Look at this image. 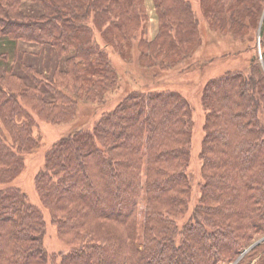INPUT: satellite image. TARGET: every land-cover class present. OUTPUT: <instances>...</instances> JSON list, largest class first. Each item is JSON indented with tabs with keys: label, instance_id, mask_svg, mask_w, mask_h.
<instances>
[{
	"label": "trees",
	"instance_id": "trees-1",
	"mask_svg": "<svg viewBox=\"0 0 264 264\" xmlns=\"http://www.w3.org/2000/svg\"><path fill=\"white\" fill-rule=\"evenodd\" d=\"M24 1L43 9L25 12ZM154 3L159 34L152 41L141 39L142 59L157 57V49L179 57L196 51L198 18L191 2ZM204 3L212 9L204 7L213 26L249 41L263 14V38L264 0ZM92 13L99 26L110 21L103 36L115 50V41L132 43V33L147 19L143 0H0L1 63L8 55L13 63L21 40L49 46L65 62L57 78L25 62L26 76L0 73L5 127L0 126V183L6 184L0 189V264H55L44 245L42 207L8 182L20 175L25 155L37 145L35 115L66 121L75 115L73 90L82 92L78 97L97 100L118 82L110 53L90 23ZM260 46L264 68L263 41ZM256 55L249 61L251 69L259 64ZM46 89L55 92L51 101L43 95ZM204 89L205 181L200 202L182 228L177 220L187 212L191 196L186 169L192 109L178 92L131 91L94 128L61 138L46 152L36 189L70 248L60 264H234L257 237H264V78L230 70L210 79ZM112 206L116 212L106 211ZM254 261L264 264V243L236 264Z\"/></svg>",
	"mask_w": 264,
	"mask_h": 264
},
{
	"label": "rangeland",
	"instance_id": "rangeland-1",
	"mask_svg": "<svg viewBox=\"0 0 264 264\" xmlns=\"http://www.w3.org/2000/svg\"><path fill=\"white\" fill-rule=\"evenodd\" d=\"M143 1L147 19L142 21L134 34L132 33V43L122 44L115 41L116 50L112 48L114 46H107L109 43L103 36L104 31L110 26V21H102L99 26L95 20V14L92 13L90 23L95 27L96 37L100 45L103 48H107L110 53L111 63L119 74L118 82L113 87L111 86L110 90L106 91L101 99L97 100H87L78 97L82 92L79 91V94H77L73 90V98L74 96L76 97V99L74 98L76 101L74 107L75 115L69 117L66 121L52 122L35 115L36 125L32 127V134L37 141V145L25 155V167L20 175L8 182L9 186L20 188L26 194L30 203L42 207L46 222L44 245L51 257H53L54 260L52 261L55 264L61 263L62 256L67 254L70 248L60 238L59 225L53 221L50 209L40 201L35 180L37 174L44 166L46 152L52 148L55 142L78 130L94 128L102 115L113 111L131 91L153 88L158 91L172 90L184 96L190 102L192 109L190 158L186 169L191 185V196L187 212L177 220L179 227L182 228L200 202L201 186L205 181L203 178L204 163L202 159L204 141L208 135L205 124L208 115L204 104V101H206V98L204 100L205 85L210 79L221 76L230 70L239 71L248 76L254 75L264 78L263 48L260 46L262 41L264 42V34L263 38L260 36L263 14L261 19L258 16V19H260L258 20L260 21L259 27L251 41H249V39L237 38L230 32L220 31L219 28L213 26L211 15L209 17L205 15L204 7L208 11L212 9L208 4L204 3V0H189L198 18L196 35L199 37V42L196 51L184 57H179L173 53L167 54L163 49H157V57L155 55L153 58L144 60L140 56L139 42L141 39L152 41L158 36L160 20L154 0ZM42 9L43 6L34 5L28 1L23 2V11L30 14H38ZM172 34L177 37V27L173 28ZM252 46H257V49H252ZM186 47H188L187 44L184 45V49ZM15 53L17 55L13 63L10 62L12 60L10 55L6 58L5 63L0 62V73L3 70L5 72L11 70L10 74L14 73L21 77L22 75L26 76V72L22 68V63L25 62L26 65H32L38 71H46L47 73H44L47 78H57L58 75L56 74L60 73L61 69L65 67L64 59L58 58L57 52L49 46L23 43L21 40L17 42ZM256 54L259 58V64L256 68L251 69L249 61ZM151 59H155L156 64L152 63ZM162 63H168V66L165 69H159L158 67ZM153 65L156 68L150 67ZM66 81L68 82L69 79L66 78ZM13 82L15 81L13 80ZM27 83L33 85V82L29 79ZM226 91L227 89H224L219 94L222 95ZM67 94L70 96L68 92ZM43 95L47 100L51 101L53 96H55V92L46 89ZM261 115L264 116V107H262ZM0 126L5 129L1 120ZM5 185L0 183V189L4 188ZM106 211L116 212V207L106 208ZM263 238L257 237L252 243V245H255L250 250L264 243ZM257 242L259 243L256 244ZM255 261L251 264H254ZM222 264L232 263L225 262Z\"/></svg>",
	"mask_w": 264,
	"mask_h": 264
},
{
	"label": "water",
	"instance_id": "water-1",
	"mask_svg": "<svg viewBox=\"0 0 264 264\" xmlns=\"http://www.w3.org/2000/svg\"><path fill=\"white\" fill-rule=\"evenodd\" d=\"M262 240H264V238L262 239ZM259 242H257L256 244H258ZM255 244H253L249 249H247L242 255H241V257L246 253V252H248L253 246H254ZM240 257V258H241ZM239 258V259H240ZM239 259L234 263V264H236L238 261H239Z\"/></svg>",
	"mask_w": 264,
	"mask_h": 264
}]
</instances>
